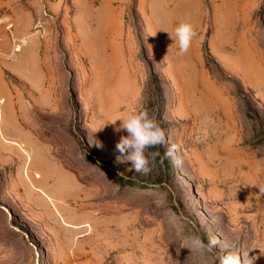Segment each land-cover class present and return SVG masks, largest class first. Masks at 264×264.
Returning a JSON list of instances; mask_svg holds the SVG:
<instances>
[{"label": "rangeland", "instance_id": "rangeland-1", "mask_svg": "<svg viewBox=\"0 0 264 264\" xmlns=\"http://www.w3.org/2000/svg\"><path fill=\"white\" fill-rule=\"evenodd\" d=\"M0 13L28 40L1 43L0 264H264V0H0ZM179 21L196 33L186 53ZM135 110L165 136L147 174L115 148L111 121ZM195 235L215 253L190 251Z\"/></svg>", "mask_w": 264, "mask_h": 264}, {"label": "clouds", "instance_id": "clouds-1", "mask_svg": "<svg viewBox=\"0 0 264 264\" xmlns=\"http://www.w3.org/2000/svg\"><path fill=\"white\" fill-rule=\"evenodd\" d=\"M173 36L179 53H186L196 33L191 23L179 21L173 28V34L170 35L171 39ZM117 120H119L118 125L115 124ZM111 123L115 125L114 131L125 133L120 136L115 144V148L121 157L131 162V167L135 172L149 173L151 171L150 160L159 153H146V150L165 142L164 132L155 118L150 116L147 110H135L127 115L118 116ZM173 151L174 146L166 154L171 156ZM256 187L261 194H264V184L256 185ZM217 243L218 241L214 236L204 240L201 236L195 235L191 238L188 249L214 254ZM216 264H241V260L237 254L227 253L222 256L217 255Z\"/></svg>", "mask_w": 264, "mask_h": 264}, {"label": "built area", "instance_id": "built-area-1", "mask_svg": "<svg viewBox=\"0 0 264 264\" xmlns=\"http://www.w3.org/2000/svg\"><path fill=\"white\" fill-rule=\"evenodd\" d=\"M14 22L7 14L0 13V52L2 39L7 36L10 39L11 53L19 52L26 45L27 39L13 35Z\"/></svg>", "mask_w": 264, "mask_h": 264}, {"label": "crops", "instance_id": "crops-1", "mask_svg": "<svg viewBox=\"0 0 264 264\" xmlns=\"http://www.w3.org/2000/svg\"><path fill=\"white\" fill-rule=\"evenodd\" d=\"M33 34V33H32ZM35 40V39H34ZM33 39H31V42L33 43V41H34ZM27 42H28V40H27ZM3 55H5V54H0V58H1V56H3ZM19 59H18V61L20 60H22V62L23 63H26V62H24V60H25V58H26V55H19V57H18ZM24 59V60H23ZM0 63H2L3 64V61L0 59ZM29 63V66H31V67H33V68H35V69H38V68H40L41 66L39 65V60H38V55L36 56V55H31V57H30V62H28ZM11 106H12V108H13V105L11 104ZM7 108H10V105L9 104H4L3 106H0V120L1 119H4V116L7 114Z\"/></svg>", "mask_w": 264, "mask_h": 264}, {"label": "bare ground", "instance_id": "bare-ground-1", "mask_svg": "<svg viewBox=\"0 0 264 264\" xmlns=\"http://www.w3.org/2000/svg\"><path fill=\"white\" fill-rule=\"evenodd\" d=\"M20 147V149L22 150V146L20 145L19 146ZM31 161V160H30ZM29 164H32V163H29ZM33 188V187H32ZM35 190L37 189V188H34ZM38 190V189H37ZM40 191V190H39ZM41 192V191H40Z\"/></svg>", "mask_w": 264, "mask_h": 264}]
</instances>
